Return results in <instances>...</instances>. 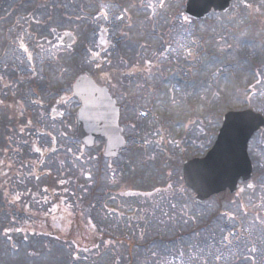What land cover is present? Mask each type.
<instances>
[{"label":"rangeland","instance_id":"rangeland-1","mask_svg":"<svg viewBox=\"0 0 264 264\" xmlns=\"http://www.w3.org/2000/svg\"><path fill=\"white\" fill-rule=\"evenodd\" d=\"M24 1L27 0H0V27L3 26L6 29L5 31H3L4 28L0 29V72L2 68L13 67L14 71H19L26 76L31 75V73H36L38 77L36 79L42 82L41 79L44 76L43 68L45 64L47 62H58L59 56L72 58V55L77 53V45H81L80 47L82 48L85 45L96 48L100 41V34L103 40L105 36H107L109 40L111 39L112 43H114L116 40L113 39V37L121 36V26H123V24H116L120 16L126 14L133 15L134 22L136 18H139L141 22L150 18L152 19V24L158 25L157 27L160 28H166V13L164 14L163 12L168 9H176L177 7L179 10H183V5L186 0L184 3H182V0H172L174 2L173 8L170 3H167L171 0H134L133 2L130 0H119L129 2V4L125 6L127 7L126 9L116 4L118 0H114L112 4H104L102 1L103 3H98L97 8L100 7L98 12H96L97 8L93 11L91 8L92 4L90 5L89 11L92 12H89V15L82 12L83 7L89 5V0H63L61 2L50 0L48 4L50 5L49 7H47L48 5L46 4L47 6H41L39 10H35L34 12L26 7L14 13L13 11H15V8ZM161 2L163 3V7H160ZM260 3L263 5L262 7H264V2ZM150 4L153 5V7H149ZM240 4L241 0L235 1V6H239ZM55 9L61 10L63 15L62 26L61 21L52 18V11ZM8 14H10V16L6 19ZM85 18L86 22L84 23L83 20H85ZM176 19L177 18L173 20L175 25L172 26L174 27L173 29H175L173 39L166 44V46L169 45L170 48V53L167 54V56L182 54L189 45L195 42L196 35L199 36L201 41L202 35L204 31H206V27L203 24L198 26L187 22L184 24L180 22L178 24L175 22ZM211 20L217 21L218 19L212 17ZM81 22H83V24H80ZM37 25L38 29L36 30L35 27ZM92 26L94 27L95 33H91V31L88 32V29ZM41 28L47 31L45 32L44 30L45 33L43 35H40ZM100 28H108L109 33L106 35L104 32H99ZM34 30H36L35 34ZM1 33L4 34L1 35ZM66 33L73 34L76 37V45L70 46L73 47L72 49H67L62 46L61 38ZM215 33L214 31L211 32L213 40L215 39ZM220 35L221 37L217 40L220 42V45L218 44L216 48L219 52L223 53L226 51L227 45L222 39V34ZM45 36L47 39H45L46 42H49L48 44H46L45 40H40L41 37L44 38ZM235 48L237 50L236 52H242L240 46H236ZM80 54L84 60L81 65H85V68L81 66L79 69H76L77 75H75L76 73H71V71L68 72V66L60 63L61 67L59 68V72L64 78L59 82L65 89L62 90L63 93L60 99V101H63V104L59 106L57 110L65 112V119H51L54 97H41L39 100L40 102H37V95L34 91L25 93L28 97V104L24 103L26 115L24 117L25 119L21 121L20 126L25 129L27 125H32L34 127L39 125L44 132L52 134L57 140H60L59 143L62 147L67 146L68 142L79 144L75 141L77 139L76 127L66 129L64 123H66V121L68 123L73 122L71 117L74 116L75 110L77 109V100L72 94V88H68L67 84L68 82L74 83L78 74H83V72L89 69V65L88 68H86V64H89L88 60L91 56L88 53L86 54L84 50H82ZM230 60L233 59L230 58ZM91 71H93V69ZM222 71L223 72L217 73V75L214 76L215 81L213 87L215 93H211L212 90L208 93L203 91V95L200 96L202 97L200 106L202 107V102H204L205 105L209 106V110L206 108V111H210V113L213 112L212 110H214V112L219 111V113L223 111L222 107L218 105L221 97L219 94L227 92L228 87L219 85V76L227 74L229 70L224 68ZM7 72L10 74V71ZM84 74H86V72ZM17 87L18 83H15L12 87L14 92H17ZM173 90H171V92H174L172 96L174 107L171 114H173L177 123L186 121L185 111L180 108L179 103L183 98H186L187 95L184 96L179 90ZM215 95H219L220 97ZM36 103H41V106H35ZM232 104L239 108L241 106L239 100L236 101V99H234V103ZM227 106V110H229L230 105L228 102ZM199 114H203L202 119L197 121L192 119L191 122H186L189 124L187 135L191 139H196L200 142L199 152L201 154L204 151L206 152L205 149L207 146L213 142L215 116L211 114L207 119L204 109H200ZM179 115L184 118L180 119V117H178ZM30 120H32V122H30ZM195 125L200 126L201 135L196 132ZM33 130L24 131V135H22L23 133L17 134L16 131H12L8 137L9 146L7 150L10 152L14 151V149L19 150L21 148V150H25L26 154L29 155L28 158L30 160H34L36 156L32 154L33 150L30 147L26 145L20 147L24 145L25 135L28 133L30 134L28 136L30 140V137L34 134ZM175 136L171 137L173 146H169V151L174 153L176 157L174 158L173 155H170V159L175 163L178 162L180 165L182 160L180 157L188 160L190 156H188L187 153L184 155L182 150L178 154L177 147L174 145L175 142H178V136ZM16 139L20 142H16L18 141ZM16 143H18L17 148ZM48 144L50 145V142H48ZM70 149H73V153H79L78 149L73 147H70ZM149 158L157 161L161 159V154L157 151L153 152L151 149ZM51 162V160H47L48 167L45 168V172H51L53 177L58 179L61 177L58 173L59 163L52 162L51 164ZM117 166L118 164L115 167ZM88 168H85V170ZM121 168H124V165H121ZM85 170L81 176H74L68 171H66L67 173H61L62 179L60 178L61 180L57 183V186L49 185L47 187H42L47 180V173L43 176H36V178L42 179L37 181L30 180L27 185H25V183H18V181L14 180L1 179L0 222L5 224V222L10 221V229L12 232H14V228L20 229L22 234L33 237L34 239L40 236L43 239L71 240L74 242L75 253H79L78 256L81 259H83L84 256H97L98 253L95 254L96 251L94 250L98 251L103 249L99 252V255H101L104 262L107 263L110 252L115 250L114 254L116 253L118 255L117 264H131L130 257L126 254L132 250L135 245L132 243L128 244L127 242L116 244L127 239L132 241L131 237L128 238L130 236L128 231H133L130 227V223L133 224V229L136 225L142 228L141 222L146 219V223H143V225L144 227L145 225H150L151 228H149V233L147 235L140 234L141 236L139 237L138 235L136 236L140 242L139 244L145 245L147 244L146 242L153 241L154 238L157 239L156 237L160 236V240L169 241L168 239H171L173 234L176 235L179 230L187 232V230L191 228L192 223L190 219L194 218L197 220V223H203L209 220L215 211L213 202L203 207L195 206L191 201L190 194L186 191L178 193L176 190L171 192V190L165 189L161 190V192H157L156 189L151 190L148 186L144 185H142L141 188L137 187L135 189H130L128 185H125V179L128 177L124 178V176L125 173L129 171L126 168L121 170V180L117 185L108 182L107 177H103L104 180H101L102 186L106 189L109 187L108 192L116 193V195L107 194L108 196L102 198L97 194L98 201L100 202L99 204H94L91 200L92 198L88 195L82 193L80 190L74 191L67 187L69 182V180H67L68 178L77 177L87 182L88 178H86V176L84 177ZM167 170L169 176H172L171 179H173V176L179 174V171H176L173 167ZM90 173L93 175L94 168H91ZM129 175L130 173L127 176ZM170 181L171 184H169V186L173 190L176 184H174L172 180ZM170 181H168V183H170ZM58 186H60V188ZM261 188L263 189L257 190ZM136 190V194L140 195L137 202L129 198L130 195H128ZM103 191L102 189L100 192ZM41 194H44L43 198H40ZM235 196L237 198H242L243 203H245L243 208H248L250 213H252L251 211L255 213L260 211L263 213L264 179H261L257 188L251 191H241V193ZM110 200H119V202L114 205ZM139 208L144 210L143 213H146V209H148V212L154 216L145 215L143 218H140L139 215H142L141 212L136 213L134 211H137ZM240 208L239 201H236L235 206L228 212L234 215L233 218L239 220V218H241L239 216ZM80 209L85 211L77 213V210ZM124 210H130V212ZM127 215L131 219L130 222H128L129 219ZM185 218L187 219L185 220ZM250 218L251 219L247 221L246 227L244 228V237L242 240H235L230 250L227 246H223L222 243H220L222 247L221 251L219 253L215 251L218 256V258H216L218 263L234 264L242 257L246 258L245 260L247 263L251 262L250 264H264V227L256 223V217ZM232 219L226 222V220L221 217L220 220L214 222L215 234L217 236H224V233L230 234L231 231H233L234 225ZM261 223L263 222L261 221ZM226 225L229 228H227ZM109 231L111 233H109ZM137 232L141 233L142 231ZM52 234L54 238L50 236ZM15 238L20 239L19 236ZM13 241H15L14 237ZM133 241L136 242V238ZM213 241L203 242L207 247L205 248L203 244L200 245V242L196 243L195 240L187 238L180 246H177L176 243H171L169 245H151L146 252L142 248H138L136 242L137 246L133 249L134 254H132V256L135 255V262H132V264H200V257L205 255L208 247H211ZM75 243H79L81 246L79 244L75 245ZM183 251H186V253H183ZM190 252L195 254L197 257L196 260L192 261V259L188 257V255L191 254ZM83 253L89 254L84 255ZM242 260L245 262L244 259ZM211 264H215V262Z\"/></svg>","mask_w":264,"mask_h":264},{"label":"flooded vegetation","instance_id":"flooded-vegetation-1","mask_svg":"<svg viewBox=\"0 0 264 264\" xmlns=\"http://www.w3.org/2000/svg\"><path fill=\"white\" fill-rule=\"evenodd\" d=\"M102 1L104 4L114 3V0H101L100 2L103 3ZM130 1L133 2L134 0ZM235 1L236 0L232 1V8L235 7ZM246 1L248 0H241V3H245ZM182 3H184V0H182ZM116 4L121 8L126 9L127 7L125 6L128 5L129 2L118 0ZM232 8L226 14L212 13L210 17V19L212 17L218 19L219 15H230L234 16V18L242 17L239 21L236 20L237 23L242 25V28L231 26V34L236 33L239 37V41L233 43L234 46L241 45L242 49L246 52H244L245 58L227 61L229 86L226 95L228 104L230 105L227 113L252 111L264 118V11H232ZM99 10L100 7L97 8L96 12ZM82 12L89 15V11L84 10V7ZM173 12L175 13V11ZM184 17L185 9L179 10L178 13L174 15L173 19L177 18L175 22H178V24L180 22L183 24L185 22H192L191 20L185 21ZM250 17L261 18L258 22L263 25L259 27L249 26L251 23L249 20ZM138 19L136 18V21L134 22L133 15L126 14L120 16L119 21L116 24H123V26H121V36L113 37V39L116 40L114 43H112V40H109L107 36H105L103 40L100 34V41L96 48L85 45V48L83 49L84 52L91 56L88 60L89 64H86V68H88L89 65V69L85 71L86 74L83 72V74H78L77 76L78 78L81 75H85L94 79L99 87L105 88L109 91L112 99L116 102L120 111L119 126L123 130V137L126 141V147L120 151L118 157L113 159H107L104 157L106 145L105 139L96 140L93 148H87L77 139L75 141L79 144L68 142L67 146L62 147L59 143L60 140H57L52 134L44 132L39 125L35 126L36 132L34 133V137L36 138L32 139V142L37 144L36 148L38 152L35 153L40 155L44 162L47 160L58 162V173L60 174L61 179V173L63 172L68 171L74 176H81L85 168L90 167L85 170L84 177L86 176V178H88L87 182L82 181L81 178L77 177L67 179L69 180L68 186L70 189L74 188V191L81 190L82 193L89 197L98 194L103 198L108 196L107 194H116L113 192L109 193V187L107 189L104 188L101 180H104L103 177H107L108 182H112L114 185L119 184L121 180V170L124 168L129 170L128 173H125L124 178L128 177L125 179V185H128L130 189L139 187L136 183L143 181L141 186H148L151 190L156 189L157 192H161V190L165 189L171 190V192L176 189L178 190V193L185 192L187 187L182 179V171L180 170L179 175L184 188L179 185L180 180L178 179V175L173 176V179H171L172 176H169L168 174L167 169L169 168L168 163L170 155H173L174 158L176 157L174 153L169 151V146H173V140L171 137L175 135L178 136L179 144L178 142H175L174 144L177 147L178 154L182 150L184 155L187 153V155L190 156L187 160L179 155L180 159H182L180 162V168L182 169L186 162L194 159H201L213 149L222 126L218 125L219 123L215 119L213 142L207 146L205 149L206 152L204 151L200 154V142L196 139H191L187 135L188 129L183 132L182 128H180V122L177 123L173 114H171L172 110L169 106V93H171L172 97L174 92H169V88H164L163 84H160L161 82H166V80L162 79V75L155 74V72L162 69H159V66H154V63H170V61H172L171 58H175L176 56L182 57L181 55H183L184 51L182 54L173 57L172 55L167 56V54L170 53L169 50L168 53L165 54V58L153 59L151 49L154 33L162 28L157 27L158 25L152 24V19L150 18L145 19L143 22ZM83 22H86V18ZM232 22H235V20ZM157 23L159 24L158 21ZM90 31L91 33H95L93 26L88 29V32ZM99 32H104L107 35L109 30L108 28H100ZM173 35L171 36L172 39ZM129 40L142 41L130 42ZM195 43L197 49H200L201 43L198 35L195 36ZM164 46L166 47V44H163V47ZM72 48L73 47H69L67 49ZM93 59L96 61L92 62L91 60ZM82 67L85 68V65H82ZM92 69L93 71H91ZM63 78L62 75H49L42 77V79H51L55 81H62L61 79ZM164 89H168V92ZM176 90L184 93L182 89L180 90L177 88L175 91ZM234 99H236V101L239 100L241 103L240 108L232 104L234 103ZM57 104V108H53L52 113L59 112L61 115L58 117L52 116L51 119H65V112L57 110L58 107L63 104V101H61L60 105L58 102ZM80 107L81 104L77 102V109L75 110L74 116L71 117L73 122L68 123L66 121V123H64L66 129L76 127L77 130L78 125L76 116ZM178 117H180V119L184 118L180 115ZM199 119L200 118H197L195 121ZM28 126H30L29 128L34 127L32 125ZM195 127L196 132L201 135L202 132L201 129H199L200 126L195 125ZM29 135L30 134L28 133L27 136ZM48 142H50V145ZM70 147L78 149L79 153H73V149L71 150ZM151 149L153 152H160V160L158 159L157 161H154L149 158ZM247 155L253 166V176L249 183L241 184V190L238 194L241 193V191H251L252 189L257 188L261 179H264V127L256 131L249 140L247 145ZM117 164L118 166L115 167ZM121 165H124V168H121ZM161 166L162 169L157 170V167ZM91 168H94L93 175L90 173ZM139 169L143 170L139 171ZM129 173L130 175L127 176ZM51 175L52 173L50 176ZM138 176L140 179L137 182ZM255 179H258L257 186L254 185ZM170 180L176 184L173 187V190L169 186V184H171ZM168 181H170V183H168ZM71 183L73 186L69 185ZM155 185L156 188H154ZM102 189L104 191L100 192ZM262 189L263 188L257 190ZM135 192H137V190ZM135 192L132 193L134 196L132 199L138 201L139 195ZM189 192L191 191L189 190ZM132 194H130V196H132Z\"/></svg>","mask_w":264,"mask_h":264},{"label":"trees","instance_id":"trees-1","mask_svg":"<svg viewBox=\"0 0 264 264\" xmlns=\"http://www.w3.org/2000/svg\"><path fill=\"white\" fill-rule=\"evenodd\" d=\"M101 0H90L89 5L84 7V10L89 11L90 5L92 4V9L96 10L98 3ZM169 1V0H168ZM185 1V0H184ZM260 2H264V0H248L245 3H241L239 6H235L232 8V11H252V12H258V11H264L263 5H261ZM50 3V0H27L22 3H20L16 8L14 13H17V11H21L23 8H30L33 12L35 10H39V7L41 6H47ZM168 4L172 5L173 8V1L167 2ZM47 4V5H46ZM48 5L47 7H49ZM175 11V13L173 12ZM179 9L178 7L176 9H168L164 11L163 13L165 14L166 22L165 24L168 26L166 28H162L161 30L155 31L154 37L152 40V58L153 59H163L165 58V54L168 53L169 45L166 47H163V44H167L168 42L172 41L171 36L174 34L175 29H173L175 24L173 23V17L178 13ZM12 12V11H11ZM12 12V13H13ZM30 12V11H29ZM92 12V11H89ZM13 13V14H14ZM10 14L6 16V19H8ZM217 21H213L211 19H208L203 22H191L195 26L198 25H205L206 31H204L202 35V40L200 41V49H197L196 43H192L191 45L188 46L187 49L184 50L182 57L176 56L175 58H171L172 61L170 63L166 64H159V63H154V66H159L158 72H155L156 75H162L164 80L166 82H161L160 84H163L164 88H169V92L171 90H175L179 88L180 90H183L184 96L186 98H183L182 101H180V108L185 111V120L190 121L193 119L200 118L202 119L203 114H199V108L204 109L205 115L208 116L213 114L215 116V119L219 123L218 125H221L222 117L224 114L228 112V106H227V92L221 93L219 95L220 97V102L218 105L222 107L223 111L219 113V111L210 113V111H206V108L209 110V106L205 105L204 102L202 107L200 106V100L202 99L203 91H206L207 93L214 92L215 89L213 87L214 83V76L217 75V73L223 72L222 70L224 68L228 69V60L231 59H242L245 58V50L242 52L238 51L236 52V48L234 46V42L239 41L238 40V35L236 33L231 34V26H238V28H242L240 23H237L242 17H235L230 16V15H219ZM233 17V18H232ZM52 18L57 19L61 21V26L63 23V15L61 13V10L55 9L52 11ZM261 18L259 17H250L249 20L251 23L249 26L252 27H259L262 26L263 24L258 22ZM235 20V22H232ZM178 23V22H177ZM5 24V22H4ZM80 24H83L81 22ZM169 24V25H168ZM238 24V25H237ZM177 25V24H176ZM1 26V25H0ZM84 27L83 25H80ZM160 26V25H159ZM4 27H0V29H3ZM35 29H38V26L35 27ZM6 29L4 28L3 31ZM34 30V34L36 32ZM45 29L41 28V34L43 35L45 32H47ZM216 32L214 34L215 39H212L211 32ZM4 33H1L3 35ZM222 34V39L226 42L227 49L225 52L221 53L217 50V45H220V42L217 41ZM168 36V37H167ZM46 36L44 38H40V40H45ZM134 39V38H133ZM47 40V39H46ZM45 40V42H46ZM130 42H139L142 40H129ZM146 42L145 40H143ZM49 42H46L48 44ZM76 45V44H75ZM81 45H77L76 49L77 53L72 55L71 57H60L58 59V62H47L43 68L44 76H58L60 75L59 68L61 67L60 63L66 64L69 68L68 72L71 71V73H76V69H79L81 67L82 62L84 61L83 58L81 57L82 55L80 52L85 48V46L82 48L80 47ZM241 46V45H240ZM168 47V48H167ZM242 48V46H241ZM174 57V56H173ZM199 60V61H198ZM10 71V74L7 72ZM77 75V73L75 74ZM37 74L36 73H31V75L26 76L23 75L19 71H14L13 67H6L2 68L0 72V180L1 179H8L10 181H18V183H22L27 185L29 183L28 181L34 180L37 181L42 178H36V176H43L46 173L48 174L47 180L44 182L42 187H47L49 185L57 186V183H59L60 179H56V177L50 176L51 172L46 171L45 168L48 167L47 161L44 162L43 158H41L40 155L36 154L35 152L37 151V144L32 142V139L35 137H30V140L28 139V136L25 135V141L24 145L20 146H28L30 147L33 151L32 154L36 156L34 160H30L28 157L29 155L26 154L25 150H19L14 149V151H8V137L10 136L12 131H16L17 134H21L24 131L28 130H35V127L29 128L30 126L27 125L25 129H23L20 124L23 119H25V111H24V103L28 104V97L25 94L26 92H35L37 95V102H40L41 97H54L53 99V108H57L58 104L57 102L61 103L60 99L62 97V90H64V86L60 84L58 80H46V79H41L42 82H40L39 79H36ZM15 83H18V90L17 92L13 91V85ZM73 83L68 82L67 87L72 88ZM219 85H224L226 87L229 86V77L228 73L223 74L219 76ZM165 91L168 92V89H164ZM14 92V93H13ZM213 93V94H214ZM211 96V97H215ZM210 98V97H209ZM42 103V102H41ZM41 103H39L38 106H41ZM169 106L170 109L174 107L173 102H172V97L171 93H169ZM52 108V109H53ZM173 113V112H172ZM31 114V113H30ZM184 121V131H186V126L189 125L187 122ZM25 122V121H24ZM32 122V120H30ZM23 125V124H22ZM35 133V132H34ZM23 133L22 135H24ZM18 140V139H16ZM15 140V141H16ZM16 142H20L19 140ZM16 143V145L18 144ZM18 145L16 146V148ZM22 152V153H20ZM19 156V157H18ZM168 167L174 168L179 171L180 174V165L179 163L173 162L172 159H169ZM158 168V169H157ZM157 170H161V167H157ZM143 170V169H139ZM142 173V172H141ZM139 174V173H138ZM178 175V179L180 180L179 185L183 186V183L181 182V177ZM176 175V176H177ZM140 177L138 176L137 182L139 181ZM143 181H139V183H136L137 186L140 188L141 183ZM254 185H258V179L254 180ZM135 184V185H136ZM140 184V185H139ZM70 186H73V184H69ZM178 185V186H179ZM33 187V186H32ZM60 188V186H58ZM68 188H70L67 185ZM156 188V185L154 186ZM184 188V186H183ZM74 188H72L73 190ZM187 193L190 194V198L192 203L197 206V207H203L206 206L209 203L213 202V205L215 207L214 214L209 218V220H206L205 222H200L197 223L196 219H190L192 226L187 230V232H184L182 230H179V232L173 236H171V239H168L169 241L165 240H160V237H156L157 239L154 238L153 241L146 242L147 244H139V240L137 239L138 237L141 236L140 234H148L150 229V225H143V223H146V219L143 220L142 223V228H139L138 225L134 226V229L132 228V223H130V227L133 231H128L130 236L128 238H132V241L129 239L120 241L116 244H121L123 242L132 243L136 245V242L138 244V248H142L145 252L148 250V248L151 245H157V244H164V245H169L171 243H176L177 246H180L185 242V240L188 239H193L197 242H200V245L203 244L205 248H207L203 242L206 241H213L211 247H208V250L206 251L205 255L203 257H200V264H225V263H218L216 261V258H218L217 254L215 251L218 253L221 251V246L220 243H222L223 246H227L228 249L230 250V247L233 245V242L235 240H242L244 237V228L246 227L247 221L251 219L250 217H256L255 221L256 223L260 224L261 226L264 227V212L261 213L260 211L258 212H249L248 208L244 209L243 206L245 203H243L242 198H237L236 196H231L230 194H222L220 196H216L206 202L203 205H198L194 201V195L189 192V190L185 189ZM81 191V190H80ZM174 191V190H173ZM176 191H178L176 189ZM82 192V191H81ZM136 193V192H135ZM132 194V193H131ZM116 195V194H115ZM130 195V194H128ZM44 194L40 195V198H43ZM134 198L133 194L132 196H129V198ZM91 200L94 204L99 203L97 198V194L91 196ZM140 198V195L138 196ZM97 200V201H96ZM236 201H239V206L241 207L239 210V220L236 218H233L234 215H231L228 211H231L232 208L235 206ZM109 202V201H108ZM112 204H117L119 200L116 201H111ZM137 202V201H135ZM84 203V202H83ZM47 211V210H46ZM45 211V212H46ZM83 212L85 210H77L78 212ZM124 211H129L130 210H124ZM136 213H140L142 215H139L140 218H143V216H148L151 215L154 216L153 214L148 212V209H146V213H143L144 210L139 208L137 211L134 210ZM130 214V213H129ZM128 214V215H129ZM124 216L123 214H121ZM127 215V216H128ZM138 216V215H137ZM227 221L231 220L234 222L233 225V231L231 233H224V236H217L214 232V222L218 221L221 219ZM132 218V215H131ZM128 222H130V218L128 216ZM187 218H185L186 220ZM261 221L263 223H261ZM132 222V221H131ZM227 228H229L226 225ZM10 221L5 222H0V264H117L118 260V255L113 252L109 251V257L107 260V263L104 262L103 258L101 255H99V252L101 250H94L96 251L95 254L97 256H84L83 259L79 258V253H75V246L74 242L68 239L63 240H57V239H43L42 237L38 236L36 239L33 237H30L28 235H24L21 233L20 229H15L14 232L11 231L10 229ZM137 231H142L141 233ZM109 233H111L109 231ZM127 234V235H128ZM155 234V233H154ZM212 235V236H211ZM214 235V236H213ZM19 236L20 239H16L15 237ZM52 238H54V235H50ZM210 236V237H207ZM13 237L15 241H13ZM29 237V238H27ZM127 238V237H126ZM136 238V242L133 241ZM211 238V239H210ZM213 239V240H212ZM223 239V240H222ZM117 242V241H116ZM79 243H75V245H78ZM99 244V243H97ZM199 244V243H198ZM81 246V244H79ZM134 247V248H135ZM98 248V246H97ZM96 248V249H97ZM114 248V247H113ZM112 248V249H113ZM133 248V249H134ZM132 250H128L129 252L126 254L128 257H130V263L135 262V255L132 256L133 253ZM90 250V249H87ZM92 251V252H94ZM91 252V253H92ZM183 253H186V251H183ZM191 253V252H190ZM13 254V255H12ZM84 255H87L89 253H83ZM75 255V256H74ZM16 257V258H14ZM189 258L193 260H196L197 257L195 254L191 253L188 255ZM81 259V260H80ZM242 259L246 258H239L237 263L234 264H250L251 262H243ZM129 261V260H128ZM173 263V262H172ZM183 264V263H182Z\"/></svg>","mask_w":264,"mask_h":264},{"label":"water","instance_id":"water-1","mask_svg":"<svg viewBox=\"0 0 264 264\" xmlns=\"http://www.w3.org/2000/svg\"><path fill=\"white\" fill-rule=\"evenodd\" d=\"M233 0H187L185 16L201 22L212 13L226 14ZM72 34H65L62 44L74 45ZM95 62L96 60H91ZM73 96L80 102L77 113V139L87 148L95 141L105 139L104 157L117 158L126 147L123 130L119 126L120 111L109 91L99 87L92 78L80 76L73 85ZM58 112L53 114L54 117ZM264 127V118L252 111L228 113L213 149L203 159H195L183 166V181L195 194V201L204 204L213 197L229 193L236 195L240 183L252 180L253 166L247 155V145L253 134Z\"/></svg>","mask_w":264,"mask_h":264},{"label":"snow or ice","instance_id":"snow-or-ice-1","mask_svg":"<svg viewBox=\"0 0 264 264\" xmlns=\"http://www.w3.org/2000/svg\"><path fill=\"white\" fill-rule=\"evenodd\" d=\"M149 7H153V5L150 4ZM160 7H163V3H162V2H161V4H160ZM184 20L187 21V20H188V17L185 16V17H184Z\"/></svg>","mask_w":264,"mask_h":264}]
</instances>
